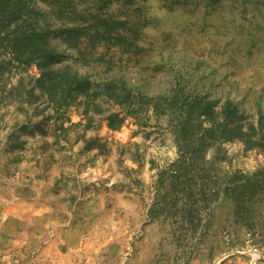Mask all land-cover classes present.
I'll use <instances>...</instances> for the list:
<instances>
[{
  "label": "rangeland",
  "instance_id": "374dc122",
  "mask_svg": "<svg viewBox=\"0 0 264 264\" xmlns=\"http://www.w3.org/2000/svg\"><path fill=\"white\" fill-rule=\"evenodd\" d=\"M123 2L115 0L113 8ZM125 9L131 19H146L139 43L153 46L117 62L139 84L161 86L150 80L155 71L149 56L158 51L215 94L230 92L250 109L259 100L264 104V0H128ZM54 43L77 55L61 40ZM69 63L81 74L93 66ZM118 109L108 106L105 114ZM82 110L71 106L65 125L77 124L72 135L79 131L83 138L66 149L43 151L18 127L26 143L13 147L16 109H3L0 264H264V216L250 204H243L246 209L235 195H221L207 208L188 211L186 195H167L169 180L156 194L158 172L178 157L166 118L151 115L141 126L127 116L117 130L106 120L84 130ZM223 149L225 173L264 168V151L245 150L238 140ZM212 156L210 151L207 158ZM196 214L201 222L190 225Z\"/></svg>",
  "mask_w": 264,
  "mask_h": 264
},
{
  "label": "trees",
  "instance_id": "16d2710c",
  "mask_svg": "<svg viewBox=\"0 0 264 264\" xmlns=\"http://www.w3.org/2000/svg\"><path fill=\"white\" fill-rule=\"evenodd\" d=\"M32 1L0 0V122L5 116L3 109L14 106V148L26 143L17 135V127L31 135L37 149L72 146L83 138L79 131L72 135L77 124L65 125L70 121L68 110L75 104L83 106L87 118L84 130L104 120L117 130L127 116L141 126L148 124L151 115L166 118L178 157L158 172L156 194L169 180L167 195H186L188 211L207 208L221 195H235L237 204L242 202V207L255 208L264 216V168L252 174L240 170L225 173L220 165L227 157L223 149L226 142L238 140L245 150L264 151L262 101H257L255 111L245 103L241 110L232 100L220 101L218 94L211 98L207 85H199L192 73L178 68L175 80L162 93L148 97L133 91L109 74L117 62L129 61L153 47L139 43L147 21L138 15L131 19L125 11L128 0L114 11L115 0ZM142 8L138 5L137 12L142 13ZM56 40L66 49L76 50L77 55L59 51ZM102 47L105 50L99 49ZM117 51L118 61L114 59ZM123 54L129 55L125 58ZM71 59L85 66L92 64L86 67L94 69V75L73 70ZM100 67L103 71L99 72ZM112 105L118 106V111L105 114ZM52 119L54 123L46 125ZM210 151L213 156L208 159ZM188 222L198 225L201 219L191 215Z\"/></svg>",
  "mask_w": 264,
  "mask_h": 264
},
{
  "label": "water",
  "instance_id": "95a60500",
  "mask_svg": "<svg viewBox=\"0 0 264 264\" xmlns=\"http://www.w3.org/2000/svg\"><path fill=\"white\" fill-rule=\"evenodd\" d=\"M33 4H35V1H32ZM117 10V8H113L112 6V10L114 11ZM144 39V35L141 32L140 38H139V42L143 41ZM158 51H154V54H150L149 56V65L151 68H153V70L155 71V74L151 77V81H158L159 83H161V86L154 88L152 86L149 85H141L138 83L137 81V77L132 73L131 70L128 69V67L125 65H120V64H116L114 66V68L109 72L110 75H114L117 76L118 78L121 79V81L123 82L124 85H126V87H128L129 89L133 90V91H140L142 94L148 96V97H152L155 96L159 93H162L169 84H171L175 78H174V74L177 68L174 67V65L170 62L165 60L162 56L161 53H157ZM98 71H103V68H97ZM94 70V69H93ZM90 69V71H86L90 76L94 75V71ZM96 73V72H95ZM183 88L186 89V81L184 82ZM211 98L215 97V92H211ZM232 100L233 102H235L238 106L239 109L243 110L244 109V100L243 99H238L236 96L231 95L230 92L227 93H223L219 96V100L220 101H225V100ZM261 101V100H259ZM258 103V102H257ZM255 104L254 107V111L257 108L258 104ZM250 116H247V119H250Z\"/></svg>",
  "mask_w": 264,
  "mask_h": 264
}]
</instances>
